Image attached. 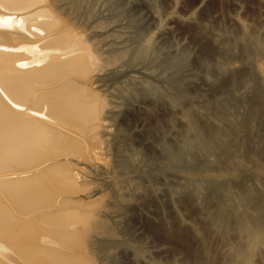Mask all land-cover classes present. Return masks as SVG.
<instances>
[{"label":"bare ground","instance_id":"bare-ground-1","mask_svg":"<svg viewBox=\"0 0 264 264\" xmlns=\"http://www.w3.org/2000/svg\"><path fill=\"white\" fill-rule=\"evenodd\" d=\"M231 1L0 0L35 33L0 31V264H264V5Z\"/></svg>","mask_w":264,"mask_h":264},{"label":"rangeland","instance_id":"rangeland-1","mask_svg":"<svg viewBox=\"0 0 264 264\" xmlns=\"http://www.w3.org/2000/svg\"><path fill=\"white\" fill-rule=\"evenodd\" d=\"M231 0H227V3H228V5H231V2H230ZM254 2H256L255 4H262L261 6H263L264 5V0H253ZM261 1H262V3H261ZM223 3H225V1L223 2ZM219 4V3H218ZM259 4V5H260ZM232 5H234V2H232ZM254 7V5L252 6V7H248V9L249 10H252V8ZM254 9V8H253ZM246 9H244V11L242 12L243 14H245V11ZM5 17L7 18V20H9L10 18H9V15L8 16H6L5 15ZM0 31H2V32H4L3 33V36H5V37H3L2 39H4V40H6V41H8L9 42V44L12 46V47H25L26 48V46H28V44L32 41V38L35 36V33H25V32H12V31H5V29H0ZM8 32H10V33H12V34H14V35H9V36H6V34L8 33ZM1 39V40H2ZM35 39V38H34ZM7 45V44H6ZM108 100V104H106L105 105V107L104 108H106V109H104L103 110V115L106 117V115L108 116H110V114H109V110L110 109H112V106H111V104H112V102L111 101H109L110 100V98L109 99H107ZM0 101L6 106V107H8V108H14V99L11 97V95H9L8 93H7V89H6V87L4 86V85H2L1 83H0ZM111 102V103H110ZM110 105V106H109ZM108 107H110V109L108 108ZM109 109V110H108ZM107 111V112H106ZM110 112H112V110H110ZM36 115V114H35ZM44 116V115H43ZM43 116L42 115H40V116H38L39 118L40 117H42L43 118ZM106 137H103V142H102V144H104V142H105V144L103 145V146H107L106 144H109L108 142H110V140L109 139H111L110 137H109V139L107 138V139H105ZM109 140V141H108ZM92 183V184H91ZM90 184H88L90 187H88L87 185L86 186H83V187H88V189H86L85 191H87L88 190V192H86L87 194H89L90 192H93L94 190H96L97 189V184H95V185H93L94 183L93 182H91ZM103 183V182H102ZM103 185V184H102ZM95 187V188H94ZM110 187V186H109ZM131 187V188H130ZM134 187H135V184H133V185H131V186H129V189H127L128 191L130 190V192L134 189ZM116 188V189H115ZM120 188V186H118V187H114V186H112V187H110L109 189H107L106 190V192L107 193H104V195H103V201L101 202L102 204H101V206H100V217H99V220H97L98 222H100L101 224H103L102 222L104 221L105 222V224L106 225H109V224H115V223H113V222H115V221H112L110 218V220L107 218L109 215H108V213L107 212H109L108 210H110L111 211V207H109V206H111V203H113L112 204V206L114 207V205H115V203H114V201H112V200H115L114 198H116V199H118V197H116L115 196V194L116 193H118V189ZM124 188H128V186L126 187H124ZM91 189V190H90ZM94 189V190H93ZM111 189V190H110ZM90 190V191H89ZM126 190V189H125ZM85 191L83 192V193H85ZM128 191H126L127 193H125V194H130V192H128ZM111 193L113 194V193H115L114 195H113V197H111ZM124 193V192H123ZM129 194L127 195V196H129ZM86 195V194H85ZM110 195V196H109ZM117 196H119L118 194H116ZM120 195H122V192H121V194ZM126 196V195H125ZM110 198V199H109ZM113 198V199H112ZM127 199L129 198V197H126ZM107 200V201H106ZM139 202H141L140 200H138ZM115 202L117 203V201L115 200ZM106 204V206H104ZM110 204V205H109ZM109 205V206H108ZM105 207V208H104ZM101 209H103V210H101ZM104 209L105 210H107V211H104ZM112 210H113V208H112ZM143 214H144V216H147L148 218H150V219H156V216H155V211H154V209H147V207L145 208V210H144V208H143ZM146 211V212H145ZM104 213V214H103ZM105 214H107V215H105ZM102 215H104V216H106V218L105 217H103ZM103 217V218H102ZM101 218V219H100ZM107 221H106V220ZM108 220H109V222H108ZM97 221H96V223H97ZM102 221V222H101ZM108 222V223H107ZM110 222H112V223H110ZM96 225V224H95ZM104 225V224H103ZM135 232H137V234L138 235H136V237H144L145 236V229H144V227L139 223L138 225H137V228L134 230ZM147 246H148V248L150 249V251H152L153 253H161L162 252V250H163V248H161V249H156L155 248V245L153 244V242L152 241H149L148 243H147ZM95 257L96 256H93V261H92V264H101L102 262H104V260L103 259H106V260H108V263L109 264H111V262L113 261V259L112 258H100V257H96V260H97V262H95ZM99 258H100V260H99ZM110 259H112V260H110ZM148 259L149 258H147L146 259V261H148ZM101 260H103L102 262H101ZM105 260V262L104 263H102V264H106V261ZM100 261V262H99ZM121 261V264H148L145 260H139V261H136L135 260V258L133 257V255H132V253H130L129 255H128V259H126V260H120ZM107 263V264H108ZM115 262H112V264H114Z\"/></svg>","mask_w":264,"mask_h":264}]
</instances>
